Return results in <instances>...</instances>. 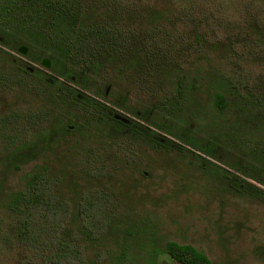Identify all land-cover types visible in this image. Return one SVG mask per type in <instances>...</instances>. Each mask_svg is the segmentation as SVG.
Masks as SVG:
<instances>
[{
    "label": "trees",
    "instance_id": "16d2710c",
    "mask_svg": "<svg viewBox=\"0 0 264 264\" xmlns=\"http://www.w3.org/2000/svg\"><path fill=\"white\" fill-rule=\"evenodd\" d=\"M202 1L167 0L161 9L146 0H0V44L68 80L1 55L10 70L0 73V90L21 85L22 73L36 80L32 106L0 112V251L11 253L10 264H97L100 256L87 258L85 248L107 252L110 239L115 260L136 244L147 264L160 253L177 264H223L189 243L158 246L151 232L116 210L114 185L117 175L143 172L135 146L208 160L225 135L246 156L237 152L232 171L215 163L212 171L232 190L264 201V0H239V23L224 17L222 2L202 9ZM207 49H221L217 55L229 67L182 66ZM124 74L153 96L152 123L113 116L126 94L112 84ZM158 75L175 80L160 89L155 79L142 81ZM191 90L206 93L211 105ZM177 118L192 124L171 130ZM199 130L206 133L201 140ZM104 134L110 143L101 145ZM18 172L20 185L6 186L4 178Z\"/></svg>",
    "mask_w": 264,
    "mask_h": 264
},
{
    "label": "rangeland",
    "instance_id": "374dc122",
    "mask_svg": "<svg viewBox=\"0 0 264 264\" xmlns=\"http://www.w3.org/2000/svg\"><path fill=\"white\" fill-rule=\"evenodd\" d=\"M10 1L18 2V0ZM146 2L150 6L154 5L161 9L167 7V0H146ZM217 2L223 3L221 6L226 10L225 18H232V21L236 19L233 22H240L239 15L241 17L243 13L238 12L237 3L239 0H204L201 2V6H203L201 8L205 9L206 5H213L212 7L216 8ZM214 12L218 13L217 9H214ZM36 45L41 46L39 43ZM0 49L5 52L0 51V73H8L10 70L9 63L2 57L6 56L16 60L21 66H30V70H36L42 75H57L58 79H65L54 70L39 64L36 59H30L1 44ZM31 51L35 53L39 51V47L32 48ZM179 51L176 50V52ZM220 51L221 49H207L205 55L189 54L184 58L182 66L189 71L193 64L197 68L229 67V63L217 55ZM176 55L180 59L183 58L180 53ZM173 68L175 69V65ZM181 70L183 71L184 68ZM147 78H143L142 81L153 83L155 79V82L161 84L159 89L164 87L165 83L175 80L174 77L160 75L151 77L149 80H146ZM19 80L21 85L17 84L18 86H13L10 89L0 90V112L11 105L23 110L32 106L34 95L31 94L30 88L32 85L36 86V80L23 75V73L22 79ZM197 80L203 81L202 78H197ZM144 87L142 84V88ZM125 89L128 90V93H125ZM117 90L120 97L125 94L126 96L124 105L116 106L119 112L114 114L124 117L125 120L114 116L115 118L125 123L130 122L131 118L147 124L157 118L158 111L152 104L153 96L145 90H139L137 84H131L128 75L124 74L113 81L112 91ZM190 92L194 98H202L205 108L211 105L206 93L200 90H191ZM104 99L110 100V95H106ZM133 110L137 111L134 113ZM201 120L202 118H199L198 121L201 122ZM189 122L182 118L173 119V122L170 121L172 126L170 125L169 128L180 130ZM164 123L168 124V121ZM190 124L192 123L190 122ZM208 129H211L210 132L212 131V127H208ZM104 135L106 136L105 141H99L101 145L110 143V136ZM88 137L92 138L91 135ZM197 137L199 140H201L200 137H206L205 131L199 130ZM220 138L221 145L216 146L217 154L205 155L208 160H201L187 151H183V155L175 149L167 150L145 145L135 146L134 151L138 158L134 161L143 172L136 171L116 176L117 181L114 182V185L118 188L119 196L116 210L122 214L127 213L129 220L136 223L135 227L142 226L146 231L151 232L160 247L165 240L172 239L179 243L193 245L212 262L264 264V201L255 196L232 190L223 178L212 171L213 163L232 171V167L235 166L231 160L237 157V152L242 157L246 156L245 150L243 152L238 150L229 140L232 138L225 135H221ZM30 164L31 162L25 164L23 169L27 170ZM130 166L132 165L130 164ZM242 173L243 176L248 175L246 170H243ZM3 182L8 187L19 186L20 172L7 176ZM256 184L259 185V183ZM2 212L0 207V214ZM108 242L107 252L105 248H102L95 254L94 251H97L98 248L90 246L91 248H85V256L94 260L100 256L97 264H147L145 253L136 244L128 248L129 251L125 259L115 260L113 254L117 247L113 246L114 243L111 239ZM109 249L110 251L112 249V252H109ZM11 262H13L11 253L1 250L0 264H10ZM154 263L177 264L169 256L161 253L158 254Z\"/></svg>",
    "mask_w": 264,
    "mask_h": 264
},
{
    "label": "water",
    "instance_id": "95a60500",
    "mask_svg": "<svg viewBox=\"0 0 264 264\" xmlns=\"http://www.w3.org/2000/svg\"><path fill=\"white\" fill-rule=\"evenodd\" d=\"M28 68H29V69H31V67H30V66H28ZM113 116H115V117H117V118H121L122 120H125V118H124V117H121V116H119L118 114H113Z\"/></svg>",
    "mask_w": 264,
    "mask_h": 264
}]
</instances>
